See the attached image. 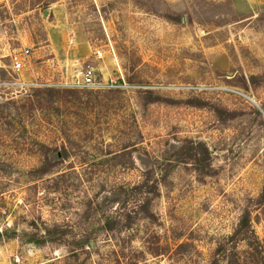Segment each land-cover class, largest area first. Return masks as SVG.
<instances>
[{
  "label": "rangeland",
  "instance_id": "rangeland-1",
  "mask_svg": "<svg viewBox=\"0 0 264 264\" xmlns=\"http://www.w3.org/2000/svg\"><path fill=\"white\" fill-rule=\"evenodd\" d=\"M0 70V264L264 262V0H0Z\"/></svg>",
  "mask_w": 264,
  "mask_h": 264
},
{
  "label": "trees",
  "instance_id": "trees-1",
  "mask_svg": "<svg viewBox=\"0 0 264 264\" xmlns=\"http://www.w3.org/2000/svg\"><path fill=\"white\" fill-rule=\"evenodd\" d=\"M1 73H5L7 76V72L0 70ZM155 101V100H154ZM155 103V102H153ZM43 150H44V154H45V164L46 166L50 167L51 166V151L49 150V148L42 146ZM198 164V163H197ZM199 171H201L200 168H198ZM51 170H45L43 172H41V175H46L48 173H50ZM122 190H124L123 188H121ZM136 190V193H138L139 195H143L145 198V202H143V204L139 206V213H142L144 218H148L149 215H151V210H150V204L153 201V198L160 196V184H158V182H154L152 184L149 183H141L140 185L135 186L132 190ZM148 190V191H147ZM147 195H150V197L152 198H147ZM259 203L264 205V191L263 193L260 195L259 197ZM131 227V224H128L127 228ZM251 229V218H250V214L247 212L245 215L242 216L238 227H237V235L238 236H243L245 235V233H247V231L249 232ZM46 235L48 236H52V232L49 229H46ZM82 248H80L79 251H86L90 254V252H93V248L92 245L90 243H88L87 245L83 244ZM87 249V250H86ZM71 251V255L75 254V250L70 249ZM260 264H264V262H261Z\"/></svg>",
  "mask_w": 264,
  "mask_h": 264
},
{
  "label": "built area",
  "instance_id": "built-area-1",
  "mask_svg": "<svg viewBox=\"0 0 264 264\" xmlns=\"http://www.w3.org/2000/svg\"><path fill=\"white\" fill-rule=\"evenodd\" d=\"M73 42V41H72ZM98 57H101V54L98 53ZM31 53L29 48H24L22 52L16 54L13 60V69L17 72L28 69H33L30 61ZM96 68L88 67L87 69H82L75 78L70 83L71 87L81 88V89H91V90H101L107 87V84L100 79L96 74Z\"/></svg>",
  "mask_w": 264,
  "mask_h": 264
},
{
  "label": "crops",
  "instance_id": "crops-1",
  "mask_svg": "<svg viewBox=\"0 0 264 264\" xmlns=\"http://www.w3.org/2000/svg\"><path fill=\"white\" fill-rule=\"evenodd\" d=\"M59 13L62 14V8L59 9ZM48 47L52 48L53 47V52H59L58 57H64L65 56V47L64 46H59L57 43L51 40V45ZM64 47V48H63ZM64 49V50H63Z\"/></svg>",
  "mask_w": 264,
  "mask_h": 264
}]
</instances>
